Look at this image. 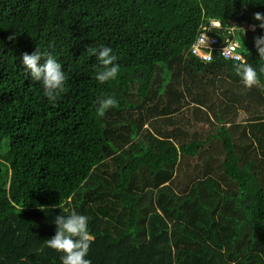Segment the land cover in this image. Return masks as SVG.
<instances>
[{
    "label": "trees",
    "instance_id": "obj_1",
    "mask_svg": "<svg viewBox=\"0 0 264 264\" xmlns=\"http://www.w3.org/2000/svg\"><path fill=\"white\" fill-rule=\"evenodd\" d=\"M257 12L264 0H0V264H61L44 241L66 209L89 218L91 264H264V87L187 53L201 25L223 41L233 22L256 67ZM101 45L119 65L103 84ZM36 49L66 75L54 103L20 62ZM105 96L118 104L100 116Z\"/></svg>",
    "mask_w": 264,
    "mask_h": 264
},
{
    "label": "clouds",
    "instance_id": "obj_2",
    "mask_svg": "<svg viewBox=\"0 0 264 264\" xmlns=\"http://www.w3.org/2000/svg\"><path fill=\"white\" fill-rule=\"evenodd\" d=\"M254 21L259 28L264 29V14L255 13ZM254 47L258 55L256 67L241 58V62L234 65L235 74L245 88L260 85L258 73H264V34L256 37ZM90 55L96 58L97 68L95 80L101 84L114 80L119 72V65L115 63L116 57L112 49L99 46L89 50ZM20 62L28 78L42 85L43 95L50 102H55L65 90L66 75L62 65L57 59L48 54L44 55L36 49L31 54H23ZM97 113L103 116L110 107H116L118 101L113 96H105L97 101ZM66 214H60L53 221L55 225L54 235L45 240V247L60 254L61 264H91L87 259L90 244L95 237L89 230V218L75 211L65 210Z\"/></svg>",
    "mask_w": 264,
    "mask_h": 264
},
{
    "label": "built area",
    "instance_id": "obj_3",
    "mask_svg": "<svg viewBox=\"0 0 264 264\" xmlns=\"http://www.w3.org/2000/svg\"><path fill=\"white\" fill-rule=\"evenodd\" d=\"M219 28V22L216 20H209L207 25H201L199 27L200 31L187 53H190L204 63L211 62L214 54L224 61L241 62V58L243 57L239 51L238 41L234 36L239 28L235 26V23H230V27L227 28L228 32L225 34L230 35V37L223 36V41L216 35H209L212 29ZM240 29L245 31L246 29H252V27L242 25Z\"/></svg>",
    "mask_w": 264,
    "mask_h": 264
},
{
    "label": "rangeland",
    "instance_id": "obj_4",
    "mask_svg": "<svg viewBox=\"0 0 264 264\" xmlns=\"http://www.w3.org/2000/svg\"><path fill=\"white\" fill-rule=\"evenodd\" d=\"M243 119H245L243 113L239 112L237 115V121H243Z\"/></svg>",
    "mask_w": 264,
    "mask_h": 264
}]
</instances>
